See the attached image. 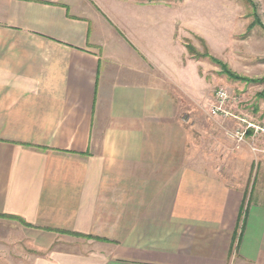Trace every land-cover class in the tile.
I'll use <instances>...</instances> for the list:
<instances>
[{"label": "crops", "instance_id": "1", "mask_svg": "<svg viewBox=\"0 0 264 264\" xmlns=\"http://www.w3.org/2000/svg\"><path fill=\"white\" fill-rule=\"evenodd\" d=\"M154 6L0 0V264H264V199L189 152Z\"/></svg>", "mask_w": 264, "mask_h": 264}, {"label": "rangeland", "instance_id": "2", "mask_svg": "<svg viewBox=\"0 0 264 264\" xmlns=\"http://www.w3.org/2000/svg\"><path fill=\"white\" fill-rule=\"evenodd\" d=\"M149 1L179 39L168 56L187 88L176 99L189 152L198 164L216 163L251 200L264 199V133L249 128L242 141L230 136L245 129L242 118L264 127V0ZM219 86L229 93L230 116L208 112ZM210 152L218 156L208 158Z\"/></svg>", "mask_w": 264, "mask_h": 264}, {"label": "built area", "instance_id": "3", "mask_svg": "<svg viewBox=\"0 0 264 264\" xmlns=\"http://www.w3.org/2000/svg\"><path fill=\"white\" fill-rule=\"evenodd\" d=\"M229 100V93L224 87H217L214 90V101L209 107V114L210 116H230L231 113L226 108V103ZM242 122L246 123L245 129H237L230 132V136L235 138L237 141H242L246 130L252 129V131L257 134L259 132L264 133V127L254 124L251 121H248L244 118L241 119ZM264 152V150H262Z\"/></svg>", "mask_w": 264, "mask_h": 264}, {"label": "trees", "instance_id": "4", "mask_svg": "<svg viewBox=\"0 0 264 264\" xmlns=\"http://www.w3.org/2000/svg\"><path fill=\"white\" fill-rule=\"evenodd\" d=\"M188 50H190V47H188ZM250 199V198H249ZM242 213L244 214V208L241 207L239 218L241 219Z\"/></svg>", "mask_w": 264, "mask_h": 264}]
</instances>
